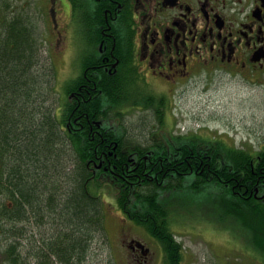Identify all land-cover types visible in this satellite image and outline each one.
<instances>
[{"label": "trees", "instance_id": "16d2710c", "mask_svg": "<svg viewBox=\"0 0 264 264\" xmlns=\"http://www.w3.org/2000/svg\"><path fill=\"white\" fill-rule=\"evenodd\" d=\"M0 16H5L0 30V184L7 185V191L15 196L18 188H23V216H39L40 225L55 223V243L52 247L45 245L51 252L44 250L46 257L54 255L61 264H74V259H86L96 234L106 233L104 201L96 188H106L116 195L119 209L159 241L165 264H182L184 256L183 244L173 230L180 203L172 193L181 188L192 193L211 185L218 188L213 221L224 222L228 216L262 218L256 222L239 220L238 225L246 228L240 229L242 233L258 234L257 244L264 239V204L242 206L233 190V186L238 190L247 174L244 171L253 166L251 150L216 135L209 139L196 133L170 136L168 141L154 138L152 143L135 142L122 123L121 96L112 94L109 88H104L101 95L87 97L86 110L80 113L84 126L77 130L69 123L70 96L66 89L60 113L57 109L53 116L46 114L43 124H24V111L19 108L24 106L19 101L31 99L34 80L29 71L37 60L39 32L32 15L21 19L8 11ZM166 99L151 96L145 104L160 116L161 123ZM116 141L119 144L114 149ZM63 149L71 152L73 165L59 164ZM109 152H126L128 157H105ZM64 172L70 181L68 187L57 176ZM35 190L43 194L39 193L37 203ZM6 209L1 219L6 223L1 227L16 247L19 233L13 224L17 219L9 206Z\"/></svg>", "mask_w": 264, "mask_h": 264}, {"label": "flooded vegetation", "instance_id": "af4514ba", "mask_svg": "<svg viewBox=\"0 0 264 264\" xmlns=\"http://www.w3.org/2000/svg\"><path fill=\"white\" fill-rule=\"evenodd\" d=\"M47 1L55 40L65 41L67 50L74 47L80 52L82 48L81 57L71 62L74 74L65 87L70 96L69 123L74 130L84 126L80 113L86 110L87 97L101 95L104 88L121 96L124 112L146 108L151 96L177 92L181 84L191 80L218 76L258 83L264 78V0ZM0 9L19 17L26 10L23 3L9 7L8 0H0ZM116 142L114 149L119 144ZM260 149L264 146L251 153L253 166L244 171L247 174L238 190L233 186L242 206L264 204V152ZM104 156L128 157V153L109 152ZM22 191L18 188L15 196L7 191V185L0 184V264H61L54 255L46 257L43 253L49 251L46 244L52 247L55 243V226L41 229L39 216H23L26 207ZM34 192L37 203L39 192ZM7 206L17 219L13 224L19 233L16 247L1 227L6 223L1 219ZM121 218L126 223L130 219L124 213ZM227 218L224 224L229 225V231L233 228V244L242 252L240 256L251 254L256 264H264L262 235L257 244L258 234L254 238L240 231L243 227L238 223L247 218ZM139 241L145 246L138 245ZM119 242L124 246L126 264L164 262L157 250L124 226ZM74 264H85V259H74Z\"/></svg>", "mask_w": 264, "mask_h": 264}, {"label": "rangeland", "instance_id": "374dc122", "mask_svg": "<svg viewBox=\"0 0 264 264\" xmlns=\"http://www.w3.org/2000/svg\"><path fill=\"white\" fill-rule=\"evenodd\" d=\"M19 3H23L26 9L24 15L20 17L32 15L33 24L40 38L37 60L29 71V75H32L34 80L30 89L31 99L26 102L19 101L20 105L24 106L19 107L24 111L21 121L24 124L34 125L42 123L48 113L53 116L57 109L59 110L57 114L61 112L59 107L64 99L66 84L74 74V70H71V62L81 56L82 48L80 52L74 47L67 50L65 41L60 40L58 43L55 40L56 35L53 34L55 31L47 0H8L9 7ZM1 10L0 14L8 13V11L3 13ZM1 19L0 30L3 29L5 16H0ZM79 62L78 60V65ZM158 86L160 87V84ZM164 94L168 102L163 104V123L152 108L135 107L122 112V123L133 141L152 143L154 138L168 141L172 136L196 133L203 138L216 135L231 145L251 151L264 146V78L258 83L218 76L202 78L181 84L177 92ZM159 130L162 136L157 134ZM63 154L59 164L73 165L71 152L65 153L63 149ZM66 172L69 170L66 169ZM66 172L57 176L68 187L70 181ZM57 176H54L55 180ZM96 190L104 201L106 233L96 234V239L91 241L85 264H126L122 256L124 246L119 242L122 226L136 238L147 242L152 249L158 251L160 258L164 259L159 241L150 232L130 219L126 223L121 218L123 213L119 209L117 196L108 193L106 188H96ZM217 191L218 188L211 185L205 191L192 193L181 188L172 193L180 203L173 230L184 247L182 264H256L251 254V256H240L242 252L233 244L235 235L231 233L233 228L229 231L227 228L229 225L213 221ZM38 192L43 195L41 190ZM229 218L230 216L227 219ZM52 224L56 226L54 222L47 221L41 225V229H48ZM252 236L254 237L255 234L252 233ZM228 243H232V246ZM165 263L164 259L162 264Z\"/></svg>", "mask_w": 264, "mask_h": 264}, {"label": "bare ground", "instance_id": "6f19581e", "mask_svg": "<svg viewBox=\"0 0 264 264\" xmlns=\"http://www.w3.org/2000/svg\"><path fill=\"white\" fill-rule=\"evenodd\" d=\"M67 5V4H66ZM42 12V11H41ZM78 16V15H77ZM75 18H76V16H75ZM19 23V22H18ZM78 27V26H77ZM77 31V30H76ZM44 33V32H43ZM79 33V32H78ZM80 34H82V33H80ZM47 36V35H46ZM80 36V35H79ZM83 41H84V39H83ZM44 44V43H43ZM84 44V43H83ZM51 47V46H50ZM56 49V48H55ZM54 52V51H53ZM63 52V51H62ZM55 54V53H54ZM79 55V54H78ZM59 56V55H58ZM60 57V56H59ZM81 57V56H80ZM56 60V59H55ZM60 60V59H59ZM63 63H65V62H63ZM78 65V64H77ZM63 66V65H62ZM60 73V72H59ZM56 76V75H55ZM58 77V76H57ZM69 81V80H68ZM148 81V80H147ZM142 88V87H141ZM95 89V88H94ZM64 92V91H63ZM59 100V99H58ZM63 102V101H62ZM61 103V102H60ZM60 109V108H59ZM123 112V111H122ZM191 134V133H190ZM207 136V135H206ZM208 137H209V134H208ZM210 139V138H209ZM215 139H217V138H215ZM219 139H221V138H219ZM220 141H222V140H220ZM76 155V154H75ZM83 162V161H82ZM81 162V163H82ZM168 170V169H167ZM173 176V175H172ZM128 181V180H127ZM224 181V180H223ZM87 185V184H86ZM101 193V192H100ZM109 193V192H108ZM101 197V196H100ZM113 198V197H112ZM109 211V210H108ZM109 213H110V211H109ZM102 214V213H101ZM183 218V217H182ZM180 220V219H179ZM174 233V232H173ZM190 234V233H189Z\"/></svg>", "mask_w": 264, "mask_h": 264}, {"label": "water", "instance_id": "95a60500", "mask_svg": "<svg viewBox=\"0 0 264 264\" xmlns=\"http://www.w3.org/2000/svg\"><path fill=\"white\" fill-rule=\"evenodd\" d=\"M138 245H140V246H145V244L142 243L141 241L138 242Z\"/></svg>", "mask_w": 264, "mask_h": 264}]
</instances>
